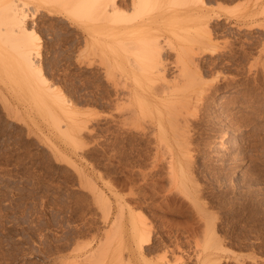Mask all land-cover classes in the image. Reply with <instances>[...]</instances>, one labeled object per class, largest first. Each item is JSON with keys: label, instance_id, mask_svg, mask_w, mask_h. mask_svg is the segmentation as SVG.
Listing matches in <instances>:
<instances>
[{"label": "rangeland", "instance_id": "1", "mask_svg": "<svg viewBox=\"0 0 264 264\" xmlns=\"http://www.w3.org/2000/svg\"><path fill=\"white\" fill-rule=\"evenodd\" d=\"M216 2L209 3L227 10L222 19H213L211 28L220 32L227 27L229 32L216 34L221 40L214 42L216 53L197 56L206 86L203 97L197 102L191 95L195 105L189 113L176 107L171 118L176 110H164L167 130L177 128L167 131V140L161 137L155 110L150 114L146 108L144 116L124 109L120 105L128 88L110 80L100 64H88L86 54L96 58L102 45L89 39L87 28L45 9L33 19L39 27L40 60L74 113L68 115L61 102L40 95L37 82L21 73L11 55L15 34L9 37L13 31L9 18L4 19L9 15L2 12L0 264H145L132 251L136 226L144 225L154 229L149 233L152 251L146 253L151 263L167 253L173 264L176 259L186 264H264V27L239 25L245 0ZM6 34L15 39L6 40L7 47ZM172 69L171 78L179 70ZM223 129L229 135L244 133L233 148L237 153L225 143L219 148L228 137ZM186 147L194 155L190 160L183 157ZM179 165L188 175L176 169Z\"/></svg>", "mask_w": 264, "mask_h": 264}, {"label": "bare ground", "instance_id": "2", "mask_svg": "<svg viewBox=\"0 0 264 264\" xmlns=\"http://www.w3.org/2000/svg\"><path fill=\"white\" fill-rule=\"evenodd\" d=\"M212 1L217 3L216 2L217 0L216 1L214 0H0V15L2 14V12H7L9 15L7 17L6 16L4 17V19L9 18L6 22H8L10 29H12L13 31L9 37L15 34L13 38H15L16 40L12 38L7 39L8 38L7 36L8 33H7L5 36L6 38L4 39L5 40L4 44H7L5 45L7 47L13 40H15L14 41L15 43L12 42L10 45V46L13 45L12 47H10V49L15 51V52L13 51L11 55L13 56L14 54L16 56L14 57L15 63L19 61L18 62L19 64L17 65H20L22 69L21 73L27 76L31 81L35 80L37 82L40 95H44L46 96V98L47 96H50V97H53L56 102H61L62 109L66 113H68V115L74 113V110H72L73 109L72 107L74 106L72 103H70V100L65 97L64 92L56 88L55 87L56 85L51 84L50 79H48V77L46 76V72L48 70L46 72L44 71V67L42 66V63L40 60L41 58L40 56H42L41 55L42 50L40 49L41 42L39 43L38 41L40 39V36L38 32L36 31V29H39V27L38 28L36 27L37 20H33V19L35 18L36 14L39 11L45 9V10H48L50 13H54L55 15L56 13L63 14L71 22L81 23L82 25H84V27H86L87 30L89 31V34H88L89 39H91L93 43L95 44L102 45L101 49L96 47L97 49H100L99 54H97L98 51L93 48V53H95L94 51H97L95 53L97 54L96 58H95V55H93L92 57V52L89 53V56H87L88 53L86 54V57L88 59L87 60L88 64L90 66L91 64H95V63H97V65L100 64L102 67H104L107 73L106 75L108 76L109 79L111 78L112 80H114L116 84L123 83L124 87L128 88L129 92H128V97H126L127 100L125 102L122 101L124 103L120 105L122 107H126L124 109L127 110V108H130V110H132L134 114L141 113V115L142 113L144 114L146 112L145 111L146 108L148 112L150 111L149 112L150 114H152V112H154L155 110L156 113L159 114L158 117L160 116L159 117L160 130L159 131L162 134L161 137L167 140L169 139L168 136L170 137V135H168L169 132L167 131L172 132L173 129H177V128H174V126L173 127L171 126L172 127L171 130H167L170 128H166L167 126L166 124H164L163 119H162V115L165 114V113L163 114L164 110H166L167 112L169 111L170 113L172 111L175 112L176 110L175 115L173 113L171 114L172 115L171 118H173V116H176L177 109L184 108V110H186V112L189 113L190 107L192 106L191 108H193L195 105L194 100H192V98L198 102V100H200L203 97V96L201 97V95L204 94L203 91H204V88H206V86L202 82L203 69H202L201 63L197 61V56L198 55L202 56L201 54L203 53L206 54L207 52L216 53L215 51L217 48L215 47L216 44L214 42L217 41L218 43L221 40L219 41L216 40L220 37L215 38V36L217 33H220V32L223 33V31H226L228 29L227 27H225L226 30L221 29V31L218 32V30H216V27L211 28V22L214 21L213 19L215 18L219 20L222 19L223 18L222 11L224 12V10H227L223 4H219L218 7L211 6L210 5L211 3L209 2H212ZM223 1H228L229 3L230 1L233 2L234 0H223ZM243 4L244 5L242 4L240 5L245 6L246 10H244L245 12L243 11L244 13L242 14V16L238 18L239 25L244 24L249 29H252L254 27L255 28L258 27L261 29L262 28L261 26L264 27V18H263L264 17V0H245ZM7 13L5 15H7ZM94 22L97 23L96 27L93 26V24H95ZM223 26L224 25H222V27ZM240 27L242 29L243 26H240ZM213 29L216 30L217 32L215 33ZM231 30H230V33H231ZM233 31L235 33V30ZM14 32H16L17 34ZM239 33L240 31H238L237 34ZM223 35H226V33H224ZM231 36H232V33H231ZM232 37L235 38V36H232ZM236 37L239 38V36H236ZM87 38L88 36L86 37V40ZM6 40L10 43H7ZM195 44H198V45L196 47H193L195 46ZM102 49H106V50H102ZM1 50L3 49H0V51ZM218 50L219 49H217V51ZM214 53H211V54H214ZM261 53L262 52H260V54ZM88 57H92V58H88ZM4 60L8 62V63L5 62L7 65H10L9 61H7L8 59L5 58ZM174 66L179 69L178 73L172 78L170 76L168 77V75L171 72L172 67ZM13 71H16V70H13ZM217 74L219 75V73ZM16 75L17 73L15 74V76ZM19 79L20 78H18L17 80ZM208 80L211 81L210 79ZM216 81L217 79H215L214 82ZM32 83H35V82H32ZM207 83L208 82L205 81L206 85H208L210 82L208 84ZM194 85H197L200 87L195 88ZM209 85H213V83ZM188 88L190 91L187 90ZM191 88H192V91H191ZM181 90H183L184 92L188 91L185 93L191 92L194 94H183V93L179 94ZM193 90H197V91L193 92ZM191 95H192V98H191ZM133 104L134 105L137 104L138 106H135L136 108H131V105L133 107ZM176 107H181V108L175 109ZM150 109L153 111H151ZM178 115H181V114H178ZM176 119L177 117L175 119H171V121L176 120ZM171 123L173 124L174 122H171ZM180 127L178 128V130L181 129ZM185 127L188 128V126H185ZM228 127L229 126H227V128ZM183 130H184L183 131L184 135L183 133L181 134L184 137H182V139H184L187 135L185 134L186 133L185 129ZM223 130H226V129H223ZM176 131L177 130H175V133L173 135L177 137L178 135H176L177 133ZM224 132L226 133V134L224 133V135H227L228 137L226 138V140H224L223 138L224 136L222 135V138L225 142L222 140L221 144H219V148L223 147V144L225 143L226 146H229L228 147L229 149L231 146L230 151L232 153V151H234L233 148H235L236 145L238 144V139H240L241 137L243 139L244 133L241 131L240 132L238 131L234 135H229L231 134V132L228 129ZM192 134H195V132ZM164 139L162 140L164 141ZM181 146L182 145H180V147ZM187 148L188 147H186L185 149L186 151L185 150L183 151H185L184 153H187L188 155L184 154L185 156L183 157L188 156L186 158H189L187 160H190L191 159L190 157L194 155L190 156L189 154L191 153L187 152L188 151ZM183 151L180 153L183 154ZM171 152L172 150H170V153ZM233 153H237V152L234 151ZM171 155H174V154H171ZM176 156L179 157V154H176ZM236 157L238 156H235V158ZM171 159H172V156H171ZM190 162L192 163V161ZM172 163L170 164L173 167L174 165H172ZM176 163H180V162L177 161ZM179 166L180 167L176 169L181 168L183 171L182 165H179ZM172 167H170V169H172ZM180 172L178 171V173ZM184 172L185 171H183L182 173ZM186 174L187 172L184 173L185 176ZM185 176H181V177L184 178ZM179 180L184 181V179H181V178ZM187 183L184 182L186 186H187ZM188 187L190 186L188 185L187 188ZM183 188L187 193L190 192L189 188L188 189L185 187ZM177 190L179 189L177 188ZM168 191L170 192V190ZM191 195L193 196V194ZM101 197L103 200H106L102 192H101ZM172 199L174 200V198ZM193 201L195 202L197 200H193ZM179 202H177V204ZM163 205L165 206V204ZM192 215L194 214L192 213ZM200 219L201 218H199V220ZM205 222H208V221H205ZM145 226L146 225H144V227L136 226L137 230L135 231V235H134L135 244L132 250L133 253L138 254L137 256L142 257L144 262L146 261L145 264H173V263L168 262V260L166 259L167 253H165L163 257L161 256L159 260L153 259L154 263L150 262L151 259L150 260L147 259L148 255L146 256V253L147 252L150 253V251H152L151 249L152 246H149V245H152L153 239L149 233H151L150 229H152L153 226L152 227L151 226L145 227ZM176 260L178 261H175L174 264H186V262L182 260H179V259H176ZM200 264H206V263H204V261H201Z\"/></svg>", "mask_w": 264, "mask_h": 264}]
</instances>
